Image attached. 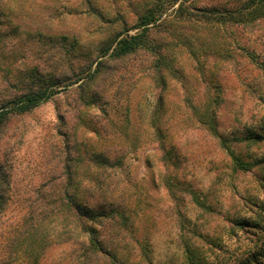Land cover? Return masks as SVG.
Here are the masks:
<instances>
[{
	"label": "rangeland",
	"instance_id": "obj_1",
	"mask_svg": "<svg viewBox=\"0 0 264 264\" xmlns=\"http://www.w3.org/2000/svg\"><path fill=\"white\" fill-rule=\"evenodd\" d=\"M152 1L0 0V66L86 79L100 49L119 31L133 33ZM177 5L167 10L166 25L149 34L174 68L163 69L162 83L149 53L107 59L89 83L95 100L80 97V81H65L52 99L12 115L0 130L9 198L0 212V244L30 213L25 206L64 177L66 162L88 207L125 214L126 225L114 217L97 226L105 243L117 247L120 264H186L184 239L205 264H264V22L230 33L200 17L180 18L172 10ZM209 116L216 133L204 123ZM95 152L110 165H96ZM231 153L258 163L242 171ZM55 224L49 214L42 222L49 247L39 264H72L78 246L57 243L49 228ZM11 261L29 264L24 252Z\"/></svg>",
	"mask_w": 264,
	"mask_h": 264
},
{
	"label": "trees",
	"instance_id": "obj_2",
	"mask_svg": "<svg viewBox=\"0 0 264 264\" xmlns=\"http://www.w3.org/2000/svg\"><path fill=\"white\" fill-rule=\"evenodd\" d=\"M2 4V2H0ZM5 3V2H3ZM178 3L172 9L180 18L187 16L200 17L205 21L228 29L230 33L238 29H244L262 24L264 22V0H242L237 6H199L195 0H153L148 4L138 16L133 25V33L127 30L119 31L114 35L111 43L100 49L95 68L87 73L86 79L80 74H75L72 78H61L49 76L45 78L37 72L25 75L21 72L12 73L10 69L0 66V130L7 123L12 115L29 113L44 102L52 99L58 92V84L65 82L66 85L80 81V97L86 99H96V95H91L89 83L100 75L106 66L107 59L117 61L135 56L140 52L149 53L154 56L153 70L157 73V80L164 81V71H171L172 67L162 52L163 45L154 42L150 38V30L153 27L166 25L170 20L166 14L169 7ZM4 7L0 13H4ZM264 27V25H263ZM244 48V46H242ZM194 54V50L191 49ZM250 53V52H248ZM253 57V55L251 54ZM174 68L172 69V72ZM85 80V81H84ZM194 112H198L196 105L191 104ZM162 110V101L154 111L153 124L158 131V114ZM209 125V129L215 132L214 119L209 116L204 120ZM216 133V132H215ZM163 144V137L159 138ZM170 151L167 152V155ZM232 154V153H231ZM165 154V158L168 159ZM236 167L242 171H248L258 162H246L232 154ZM94 163L98 166H109V161L101 153L95 152ZM74 166L65 162L63 166L64 177L60 181L52 183L48 193L41 195V200L34 206H25L24 210H31L30 213L21 217V223L13 230L5 241L0 244V264H12V258L19 252H24L29 264H39L40 259L48 248V231L42 228V222L47 215H52L55 225H49L51 232L55 235L57 243L64 244L71 242L78 246V252L72 255V264H96L100 260L106 259L111 264H120L117 247H112L105 243L100 236L97 226L103 225V221L118 218L120 224L126 225L125 214L115 208L109 210L105 208L96 209L87 206L89 200L85 194L77 193ZM7 183L6 175L0 164V212L6 209L9 198L6 196L3 185ZM33 210H48V214L35 212ZM236 223L241 224V221ZM52 226V228H51ZM57 229V230H56ZM69 242V243H70ZM184 260L186 264H205L201 253L191 248L188 240H183ZM146 249V247H143ZM76 261V262H75ZM247 263V262H246ZM249 263V262H248Z\"/></svg>",
	"mask_w": 264,
	"mask_h": 264
}]
</instances>
